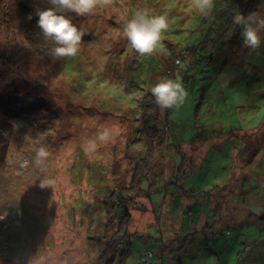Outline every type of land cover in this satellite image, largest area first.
I'll return each instance as SVG.
<instances>
[{
    "label": "rangeland",
    "instance_id": "374dc122",
    "mask_svg": "<svg viewBox=\"0 0 264 264\" xmlns=\"http://www.w3.org/2000/svg\"><path fill=\"white\" fill-rule=\"evenodd\" d=\"M48 7L0 0V264H264V33L250 50L231 20L237 8L264 13V0H216L209 17L191 0L69 12L85 35L58 60L37 27ZM138 8L169 19L148 57L121 35ZM178 71L189 95L158 111L150 198L142 189L129 201L121 234L102 203L147 156L139 100Z\"/></svg>",
    "mask_w": 264,
    "mask_h": 264
},
{
    "label": "clouds",
    "instance_id": "9594fccd",
    "mask_svg": "<svg viewBox=\"0 0 264 264\" xmlns=\"http://www.w3.org/2000/svg\"><path fill=\"white\" fill-rule=\"evenodd\" d=\"M113 0H49L51 7L36 10L37 27L45 40L52 42L49 54L54 60L77 56L80 51L82 37L80 30L66 13L77 16L92 14L97 6H108ZM192 9L198 14L209 17L216 7V0H191ZM31 19V17H29ZM232 25L239 28L242 45L250 50L261 47L264 33V13L255 11L242 13L238 8L231 12ZM169 19L163 14L151 13L146 8H138L131 13L122 27V37L130 48L142 57L154 55L159 49L162 34L169 29ZM229 32V37L232 35ZM180 69L186 64L177 61ZM155 104L161 111H178L185 104L189 95L177 72L175 78L162 77L150 89ZM47 151L41 147L36 150L34 163L37 165L47 158ZM45 184L42 183L41 187ZM152 253V252H151Z\"/></svg>",
    "mask_w": 264,
    "mask_h": 264
},
{
    "label": "trees",
    "instance_id": "16d2710c",
    "mask_svg": "<svg viewBox=\"0 0 264 264\" xmlns=\"http://www.w3.org/2000/svg\"><path fill=\"white\" fill-rule=\"evenodd\" d=\"M234 39H235L234 37L231 39L232 43L234 42ZM238 41L240 43L239 45H242L241 40H238ZM141 98H143V100L142 102H140L139 100V106L137 107L138 110L140 109L138 121L140 120V123H141V125L139 126L140 131L142 132V134L145 135V138H144L145 144L148 145L147 154H146L147 156H140L139 157L140 159H138V161L135 160L136 166H134V170L131 173V179L129 183L124 187L113 188L109 192V195H107L108 198L107 196L105 197L106 201L104 200L102 203L105 211L113 208V210L117 214L119 218L118 229H121L120 231L121 234H122V231H124L123 229L126 228L127 221L130 218V211H129V206H128L129 201L132 200L136 196L143 195L140 192L142 189L146 191L145 195L150 198L151 189H148V188L145 189L144 184H145L147 177L149 178V183H150L151 179H153L152 178L153 176H149L147 174V170H145L146 169L145 167L148 165V163L152 159L153 143L157 137L156 132L159 131L160 138L164 136V133L161 130H158L156 126L154 125V120L157 119L158 111L160 110L155 104L154 97L152 96L151 93L148 92V94L142 95ZM165 136L167 138L166 133H165ZM129 241L130 240H128L127 242L128 246H129ZM121 242L122 241H120L117 247H120V251L123 257V253H125L126 250H124V248L121 249L123 246V243ZM115 251L116 250L113 249L114 254H115ZM102 253L103 251H101L100 255H102ZM109 259L111 258L108 257L107 260ZM117 260H119V258ZM123 262L124 261H122V263Z\"/></svg>",
    "mask_w": 264,
    "mask_h": 264
},
{
    "label": "built area",
    "instance_id": "2783aa9c",
    "mask_svg": "<svg viewBox=\"0 0 264 264\" xmlns=\"http://www.w3.org/2000/svg\"><path fill=\"white\" fill-rule=\"evenodd\" d=\"M145 254L148 255V256H150L152 253H151L150 250H146V253Z\"/></svg>",
    "mask_w": 264,
    "mask_h": 264
}]
</instances>
